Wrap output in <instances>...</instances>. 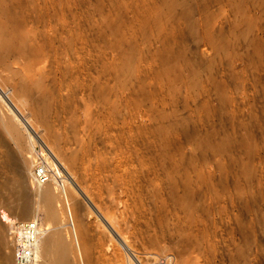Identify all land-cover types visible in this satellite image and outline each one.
Segmentation results:
<instances>
[{"label": "rangeland", "instance_id": "374dc122", "mask_svg": "<svg viewBox=\"0 0 264 264\" xmlns=\"http://www.w3.org/2000/svg\"><path fill=\"white\" fill-rule=\"evenodd\" d=\"M4 1L0 256L51 227L9 203L42 140L72 264H264V0Z\"/></svg>", "mask_w": 264, "mask_h": 264}, {"label": "bare ground", "instance_id": "6f19581e", "mask_svg": "<svg viewBox=\"0 0 264 264\" xmlns=\"http://www.w3.org/2000/svg\"><path fill=\"white\" fill-rule=\"evenodd\" d=\"M6 4H7L6 1L0 0V14L2 15V16H0V63H1V66L3 68L9 70V68H11L10 66H11V62H12L11 53L15 51L14 49L17 46V43L15 40H17L16 36H17V33H19V32H16V29H15L16 27L14 26L16 21H13V20L12 21H6L3 19L4 16H6V13L9 11L8 10L9 5L7 6ZM20 42H21V39H20ZM19 46L21 47L22 45H19ZM38 47H40V46H38ZM29 49H30V47H29ZM30 50H32V49H30ZM24 52H26V50ZM10 55H11V58H10ZM33 93H34V91L31 94L34 95ZM35 94H36V92H35ZM36 109H37V107H36ZM34 110H35V108H34ZM0 120H2V118H0ZM9 122L7 121V123H6L7 127H5V128H8V129H6V131L7 132L14 131L15 128H13V126ZM14 132L16 133V131H14ZM9 134H10V132H9ZM13 134H10V135L12 136ZM17 135H18L17 136L18 145L20 146L21 142L23 141V139H20V136H23V135L21 134L19 136V133ZM14 136H15V134H14ZM14 136H13V138H14ZM23 159H22V162H23ZM29 160H31V159H24L23 164L25 167H26V165H28L27 163H29L28 162ZM31 162H32V160H31ZM34 166H35V164H33V167ZM33 176H34V173H32V170H31V177L33 178ZM51 182L52 181L50 180V181H47L45 183H37V184H35V186H33V188L31 190H30V187H25V186L23 187V185L20 184L19 185L20 187H18V189L15 190L14 196L12 197L10 202L8 201L9 203H11L10 206L11 205L15 206L19 203L20 205H18L19 206L18 213H20L21 215H26L28 217V215H30L29 213L31 211H33L35 208V207L33 208V206H35V205H32V203H33L32 200H34L33 198L34 197L36 198V196H37L38 198H36V200H34L35 201L34 203H36V201L38 200L37 205L39 203H41L43 206V207L42 206L41 207H42V212L45 214L44 217H47V219L52 221V223H55V221H56L55 211L56 210H54V208H53L54 205L52 204V202H53L52 199H53L54 195H52V192H50V189L48 188V184L50 185ZM33 195H36V196H33ZM57 195L59 197L58 192H57ZM41 204H39V206ZM76 207H78V206H76ZM38 209H37V211H38ZM32 216H34V215H32ZM42 216H43V214H42ZM23 218H24V216H23ZM78 218H79L77 221L78 226L80 227V230L82 232L81 234L85 237L86 236V228H85L84 222H83L81 216H79ZM15 221H16V219H15ZM52 223L50 225L51 227H49V226L46 227L45 230H42V232L39 234V236L36 235L35 240L32 243V246L30 249L27 248L26 244L22 245L24 251H26V249H27V251L31 252V254H33L35 257V260H33L34 262H32L31 264H72L70 256H69L70 248H72V247H70V245H68L67 243H64L62 241V237H61V234L58 230V226L54 227L56 225L53 224V226H52ZM0 237H1V230H0ZM2 242L3 241H1V238H0V246H2V244H3ZM0 263L1 264H9L10 259L8 257H6V255H1L0 256Z\"/></svg>", "mask_w": 264, "mask_h": 264}, {"label": "built area", "instance_id": "2783aa9c", "mask_svg": "<svg viewBox=\"0 0 264 264\" xmlns=\"http://www.w3.org/2000/svg\"><path fill=\"white\" fill-rule=\"evenodd\" d=\"M33 151L36 155L33 171L34 181L36 183H45L50 180L53 181L58 189V192L61 194V197H64L65 185L69 177L68 170L57 160L54 153L42 140L38 142ZM24 244L27 245L28 249L32 246V243ZM20 253L22 254V257H28L31 255V252L27 251V249L24 251L23 247H21Z\"/></svg>", "mask_w": 264, "mask_h": 264}]
</instances>
